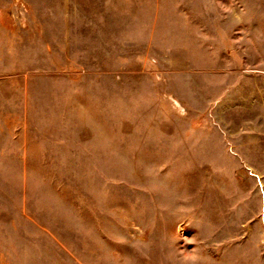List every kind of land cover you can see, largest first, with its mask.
<instances>
[{
    "label": "rangeland",
    "instance_id": "obj_1",
    "mask_svg": "<svg viewBox=\"0 0 264 264\" xmlns=\"http://www.w3.org/2000/svg\"><path fill=\"white\" fill-rule=\"evenodd\" d=\"M254 174L264 0H0V264H264Z\"/></svg>",
    "mask_w": 264,
    "mask_h": 264
},
{
    "label": "crops",
    "instance_id": "obj_2",
    "mask_svg": "<svg viewBox=\"0 0 264 264\" xmlns=\"http://www.w3.org/2000/svg\"><path fill=\"white\" fill-rule=\"evenodd\" d=\"M254 175L255 178H258L260 180L261 177L264 176V174L263 176H260V174H254ZM258 191L259 192L262 191L264 197V189H260ZM104 212L102 218H105L104 216L106 215V212L105 213ZM241 245L243 246L246 244H241L236 240L232 242L230 241L224 242V240H220L219 242L217 241L214 244L215 246L214 249H210L211 247L208 246H211V244H208L205 238H202V240H199L197 242L199 253H197L196 256H198V258L201 259L202 257H204V255H208L210 257V260H212L213 262L210 264H255L254 255L251 254L252 252L248 253V250L244 246H243L244 248L243 247L241 248ZM112 257H114V259H118L120 257V254L118 253V251H115ZM192 264H207V263H202L201 261H199V263L195 262Z\"/></svg>",
    "mask_w": 264,
    "mask_h": 264
}]
</instances>
